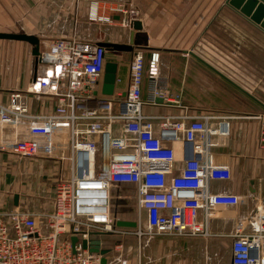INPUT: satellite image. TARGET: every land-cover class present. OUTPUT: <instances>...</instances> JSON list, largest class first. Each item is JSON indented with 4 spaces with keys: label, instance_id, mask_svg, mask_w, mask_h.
<instances>
[{
    "label": "built area",
    "instance_id": "2783aa9c",
    "mask_svg": "<svg viewBox=\"0 0 264 264\" xmlns=\"http://www.w3.org/2000/svg\"><path fill=\"white\" fill-rule=\"evenodd\" d=\"M112 13L125 14L121 24L129 27L138 15L134 8L107 10L91 1L87 17L111 24ZM106 56L107 49L95 41L52 40L39 50L40 74L26 90L12 91L7 102H0V130L10 125L16 131L0 137L1 152L67 163V175L55 184L49 212L19 207L0 211V264H102L101 255L90 252L88 243L98 233L122 232L111 215L114 184L135 187L138 222L142 219L147 232L160 235H208V220L215 209L239 204V195L211 190L213 182L232 178L231 167L217 163L212 152L217 145L213 137L229 134L228 121L210 125L211 116L187 112L143 114L144 78L149 103L161 98L180 106L179 95L170 96L159 84L157 50H151L147 59L139 51L134 53L125 94L97 97L95 86ZM120 81L115 77V83ZM29 94L53 96V109L46 114L31 112ZM177 142L183 144L178 166L173 147ZM261 206L226 234L232 240L225 264H264ZM116 246L121 250V244ZM115 264L128 261L118 255Z\"/></svg>",
    "mask_w": 264,
    "mask_h": 264
},
{
    "label": "crops",
    "instance_id": "0c3cea01",
    "mask_svg": "<svg viewBox=\"0 0 264 264\" xmlns=\"http://www.w3.org/2000/svg\"><path fill=\"white\" fill-rule=\"evenodd\" d=\"M91 1L107 10L119 6L134 8L138 12L134 20L141 24L140 30H134L133 50L114 51L111 61L117 63L116 77L121 81L115 83L112 95H104L102 73L95 86L97 97L114 99L116 93L125 94L134 53L139 51L147 59L151 50L159 51V84L170 96L179 95L180 106L167 104L161 98H156L155 104L149 103L148 80L144 78L142 113L209 115L210 125L228 121L229 134L213 137L217 145L212 152L217 163L231 167L232 178L213 182L211 190L232 192L241 198L236 206L215 209L208 220V235L147 232L142 228V219L138 222V212H127L122 219L136 221V228L96 237L103 248H110L105 264H114L118 255L128 264H225L231 256L232 240L226 234L255 206H264V30L227 0H0V32L33 35L41 47L59 38L128 43L132 25L121 24L126 15L112 13L111 24L91 22L87 17ZM32 49L28 42L0 38V102H7L12 91L26 90L40 74L42 67L35 64ZM27 101L35 114L49 113L55 105V98L50 95L29 94ZM19 130L25 132L24 127ZM12 133H16L15 128L6 125L0 130V137ZM173 147L176 165H181L183 144L177 142ZM119 186L135 191L132 184H114L111 201L120 202L127 197L116 192ZM52 205L53 200L50 210ZM15 207L34 211L23 204L20 193L17 205L13 197H0V211ZM120 234L121 243L116 242Z\"/></svg>",
    "mask_w": 264,
    "mask_h": 264
},
{
    "label": "rangeland",
    "instance_id": "374dc122",
    "mask_svg": "<svg viewBox=\"0 0 264 264\" xmlns=\"http://www.w3.org/2000/svg\"><path fill=\"white\" fill-rule=\"evenodd\" d=\"M43 47L39 46V50ZM107 52L106 60L111 61L115 53L114 51ZM61 165V162L54 159L19 158L0 151V197L3 196L6 200L11 199L14 194L20 193L25 206L41 213L49 212L55 184L59 178H64L67 175V163L64 165L65 168H62ZM116 192L127 197L120 202L111 201L113 221L126 217V213L130 211L137 214L136 192L127 186L117 187ZM261 207L264 208V206ZM142 228L144 227L142 226ZM118 229L124 230L125 228ZM111 238L116 240L114 237ZM117 241L121 243L122 234L118 235ZM114 256L117 257L116 252H114Z\"/></svg>",
    "mask_w": 264,
    "mask_h": 264
},
{
    "label": "water",
    "instance_id": "95a60500",
    "mask_svg": "<svg viewBox=\"0 0 264 264\" xmlns=\"http://www.w3.org/2000/svg\"><path fill=\"white\" fill-rule=\"evenodd\" d=\"M230 5H233L239 10V12L248 18L251 22L258 25L264 30V0H227ZM141 24L139 21L134 20L132 22V31L129 34L128 43H112V42H97L99 45L104 46L107 51L117 52H130L133 50L136 44L133 40L134 30H140ZM1 39H13L28 42L33 46L32 55L35 57V64H38V53H39V41L33 35L25 33H6L0 32ZM117 63L107 61L104 66L103 77H102V89L101 92L104 95H112L115 87ZM161 101V100H158ZM13 203L17 205L18 194H14ZM114 225L118 228H136L137 222L134 220L116 219ZM98 233L96 235H99ZM103 234V233H102ZM72 243L76 241L75 237L71 238ZM86 242H83V247H86ZM90 252L98 253L101 255L100 262L106 263V255L110 252V248H103L101 245L100 238L91 239L88 243Z\"/></svg>",
    "mask_w": 264,
    "mask_h": 264
},
{
    "label": "bare ground",
    "instance_id": "6f19581e",
    "mask_svg": "<svg viewBox=\"0 0 264 264\" xmlns=\"http://www.w3.org/2000/svg\"><path fill=\"white\" fill-rule=\"evenodd\" d=\"M105 156H106V154H105ZM106 158V157H105Z\"/></svg>",
    "mask_w": 264,
    "mask_h": 264
},
{
    "label": "trees",
    "instance_id": "16d2710c",
    "mask_svg": "<svg viewBox=\"0 0 264 264\" xmlns=\"http://www.w3.org/2000/svg\"><path fill=\"white\" fill-rule=\"evenodd\" d=\"M112 215V214H111Z\"/></svg>",
    "mask_w": 264,
    "mask_h": 264
}]
</instances>
